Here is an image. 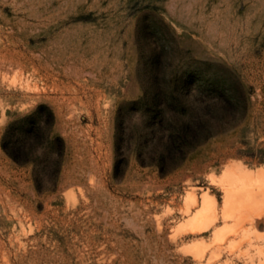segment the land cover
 I'll return each mask as SVG.
<instances>
[{"label":"rangeland","instance_id":"374dc122","mask_svg":"<svg viewBox=\"0 0 264 264\" xmlns=\"http://www.w3.org/2000/svg\"><path fill=\"white\" fill-rule=\"evenodd\" d=\"M263 199L264 0H0V264H264Z\"/></svg>","mask_w":264,"mask_h":264},{"label":"bare ground","instance_id":"6f19581e","mask_svg":"<svg viewBox=\"0 0 264 264\" xmlns=\"http://www.w3.org/2000/svg\"><path fill=\"white\" fill-rule=\"evenodd\" d=\"M237 172V171H236ZM229 173H230V171H229ZM233 174V173H232ZM230 175V174H229ZM227 176H228V174H227ZM231 177H232V175H230ZM230 178V177H229ZM233 178V177H232ZM229 192H230V190H228ZM253 191V190H252ZM236 192V191H235ZM251 192V191H250ZM257 192V191H256ZM260 192V191H259ZM263 193V192H262ZM241 194H243V193H241ZM239 196H240V194H238ZM244 195V194H243ZM246 195V194H245ZM254 196V195H253ZM241 197V196H240ZM242 198H244V199H241V201L242 202H247V200H249V198L248 197H243L242 196ZM236 199V197H235V194H234V191H231L228 195H227V202H228V204H229V207L228 208H230L231 210H235L234 212H236L237 210H241V209H243L245 206H243L242 204L243 203H241V205H239V206H235V200ZM206 200V199H205ZM264 200V199H263ZM209 202V201H208ZM226 202V201H225ZM239 202H240V200H239ZM253 202V201H252ZM208 204V203H207ZM247 204H249V203H247ZM250 204H251V202H250ZM252 204H255L254 202L252 203ZM238 205V204H237ZM244 205H246L245 203H244ZM233 206H235L236 208H234ZM248 206V205H247ZM249 206H251V205H249ZM209 207H210V205H205V210H204V212L203 213H200L199 215H197V216H195L193 219H191V223L195 226L194 228H199V229H201V228H203L204 226H207V222H208V220L210 219V216L206 213L207 211H208V209H209ZM247 208V207H246ZM227 210V209H226ZM201 211V210H200ZM245 211V210H244ZM251 211V210H250ZM233 212V213H234ZM243 212V211H242ZM196 214V213H195ZM212 214V213H211ZM245 214V213H244ZM228 215V214H227ZM215 218V217H214ZM214 218H212V219H214ZM214 221V220H213ZM211 222V221H210ZM213 223V222H212ZM215 223V222H214ZM206 224V225H205ZM208 224H209V222H208ZM199 231V230H198Z\"/></svg>","mask_w":264,"mask_h":264}]
</instances>
